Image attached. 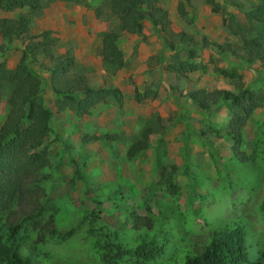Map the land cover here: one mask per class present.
Listing matches in <instances>:
<instances>
[{"label":"rangeland","instance_id":"rangeland-1","mask_svg":"<svg viewBox=\"0 0 264 264\" xmlns=\"http://www.w3.org/2000/svg\"><path fill=\"white\" fill-rule=\"evenodd\" d=\"M179 1L186 12L184 17L177 11ZM257 1L216 0L218 11H212L205 0H158V4L167 10L174 31L183 30L197 39L204 36L240 44L224 27L222 14L229 12L242 23L244 10ZM20 14L28 18V35L51 30L54 53L69 51L73 71L82 74L91 86H115L122 94L121 103H99L89 113L75 115L67 109L55 111L54 96L47 87L40 92L52 110L48 138H57L47 147L51 176L42 185L55 206L54 213L57 210L55 226L60 230L72 227V235L65 241L36 243L37 264H97L79 219L98 200L102 203L95 223L116 230L126 245H135L141 237L158 238L167 244V255L148 264H180L184 253L207 241L212 231L236 227L243 230L247 258L264 264V211L260 209L264 194V106L253 109L242 128L243 152L248 158L237 162L230 156V141L213 131L226 123L227 106L213 108L207 122L204 113L182 95L199 87L237 92L258 77L264 78V63L246 64L234 54L202 48L196 60L203 67L177 78L164 66L171 54L163 43L164 34L143 21L139 33L121 32L117 48L126 63L111 71L97 54L101 32L114 28L117 22L107 0H41L36 13L26 7L0 8V16ZM24 42L11 41L0 53V61L13 67ZM40 63L48 64L38 58L30 66L47 78ZM214 68H225L233 76H223ZM135 86L138 90L154 87L156 96L136 100ZM8 89L5 85L0 124L8 109ZM147 126L154 128L148 147L129 159L126 148ZM80 130L114 134L116 138L108 144L94 140L79 145ZM136 220L139 226L133 229ZM28 238L33 245L32 233Z\"/></svg>","mask_w":264,"mask_h":264},{"label":"trees","instance_id":"trees-1","mask_svg":"<svg viewBox=\"0 0 264 264\" xmlns=\"http://www.w3.org/2000/svg\"><path fill=\"white\" fill-rule=\"evenodd\" d=\"M205 1L212 11H218L216 0ZM107 4L117 22L114 28L101 32L97 54L111 71L126 63L117 48L121 32L139 33L143 21H147L155 32L164 34L163 43L171 51L164 66L177 78L203 67L196 60L198 50L202 48L212 47L218 54H234L246 64L254 61L264 63V0H258L244 10L242 23L229 12L222 14L224 27L240 40V44L212 41L204 36L197 39L183 30H172L167 10L158 4V0H107ZM21 7L36 13L41 8V0H0L3 10ZM177 11L182 17L186 15L181 1L177 4ZM27 20L23 14L0 16V53L11 41L26 40L13 67H7L0 61V102L5 85L9 86L6 97L8 109L0 124V264H37L36 243L65 241L72 235V227L60 230L55 226L57 210L54 213L55 206L50 203L42 185L51 176L47 170L50 166L47 147L57 138H48L52 132V110L45 105L40 92L47 87L54 96L55 111L67 109L75 115L87 114L99 103L122 101L117 87L91 86L82 74L75 73L69 51L54 53L51 30L28 35ZM38 58L48 62L40 63L47 78L30 66ZM214 69L223 76H233L225 68ZM182 95L190 100L192 107L204 113L207 122L213 108L226 105L229 117L220 129L213 131L230 141L233 159L237 162L247 160L243 152L242 128L253 109L264 106V78L258 77L237 92L224 88L207 91L199 87L187 89ZM155 96L154 87L147 86L143 90L134 87L136 100ZM152 132L154 128L150 126L140 130L138 138L126 148L129 159L148 147V137ZM115 138L114 134L96 135L79 131V145L94 140L108 144ZM101 203L98 200L96 206L79 219L80 225L84 226L81 229L85 230L90 247L96 253L97 264H148L167 255V244L158 238L141 237L138 243L128 246L119 239L116 230L98 226L95 220L100 214ZM260 209L264 211V194ZM138 226L136 220L131 227L137 229ZM30 233L35 239L33 245L27 242ZM180 264H260V261L247 258L243 230L236 227L212 231L207 241L184 253Z\"/></svg>","mask_w":264,"mask_h":264}]
</instances>
